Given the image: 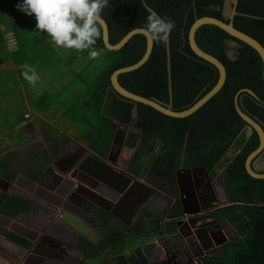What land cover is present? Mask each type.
Returning a JSON list of instances; mask_svg holds the SVG:
<instances>
[{
    "label": "trees",
    "instance_id": "1",
    "mask_svg": "<svg viewBox=\"0 0 264 264\" xmlns=\"http://www.w3.org/2000/svg\"><path fill=\"white\" fill-rule=\"evenodd\" d=\"M227 1L109 0L103 17L109 26L113 45L130 31L142 27L151 12L170 18L175 24L168 43L154 42L149 61L139 70L120 75V84L134 94L172 106L177 112L192 107L213 89L219 78L218 69L198 58L189 46V31L195 21L202 17H213L226 23L232 22L236 29L256 39L264 47V0H238L237 15L233 20L224 16ZM21 14L13 6L8 10L6 6L0 7V26L4 27L0 28V37L12 33L22 52L25 45L21 33L27 34L37 29L35 17L19 20ZM46 34L43 33V36ZM196 42L204 52L223 63L227 80L223 89L194 115L175 119L127 100L112 89V74L143 58L147 46L145 37L134 36L117 52L105 48L102 34L97 41L96 47L103 49V55L97 59L101 62L99 75L88 86L86 100L81 107V110L90 111L91 115H98L97 123L91 125L88 136L91 149L106 157L117 124H131L139 130L140 135L129 170L139 175L148 165L149 183L165 186L171 195L178 197L168 215L170 222L165 225V230L159 228L160 219L143 218L133 233L127 231L112 215L100 210L92 211L103 220L101 233L108 251L116 256L117 264H151L150 259L158 249L157 245L151 243L143 248H129L131 251L126 254V237L138 240L151 233V236L162 241L173 234L175 220L183 215L177 172L204 169L209 172L212 181L222 175L229 205L215 208L213 214L218 222L226 219L238 235L214 257L204 259L203 264H264V179L252 178L245 167L247 157L259 147L260 138L255 130L248 137L249 126L237 113L235 104L236 96L242 90L253 91L257 98L241 93L238 105L264 128V65L254 49L216 26L201 27L196 33ZM77 57L89 58L86 51ZM82 122L85 124L86 121ZM158 146L160 150L157 152ZM232 150L236 154L228 159L227 154ZM10 159L15 161L14 158ZM1 164L3 170L10 172L9 179L13 182L17 174L9 169L10 160L5 159ZM1 177L6 178V174H1ZM37 177L31 180L37 181ZM20 210L30 212V203L16 197H10L8 203L0 200V216L16 217ZM160 232L163 233L161 236ZM8 239L23 247L31 246L16 235H9ZM81 240V246L77 248L83 252L91 249L88 256L96 257V248L85 239Z\"/></svg>",
    "mask_w": 264,
    "mask_h": 264
},
{
    "label": "water",
    "instance_id": "2",
    "mask_svg": "<svg viewBox=\"0 0 264 264\" xmlns=\"http://www.w3.org/2000/svg\"><path fill=\"white\" fill-rule=\"evenodd\" d=\"M234 2L237 5L238 0H234ZM235 15H237L236 10L234 11L231 20H233ZM205 25L216 26L220 28L221 30H223L224 32H226L231 37L239 41H242L243 43L250 46L252 49H254L259 54V56L262 59L263 65H264V47L256 39L236 29L232 22L226 23V22H223L213 17H202L198 19L197 21L193 23V25L190 28L189 36H188L189 46L192 52L198 58L210 63L211 65H213L214 67L218 69L219 78H218L217 84L213 87V89H211L205 96H203L200 100H198L192 107H190L187 110L177 112L172 109V106H165L160 102L134 94L126 90L120 84L119 82L120 75L139 70L149 61L153 53L154 42L151 40L150 37L147 36L146 33L132 30L125 37H123L121 41L113 45L110 42L109 27H108L107 22L105 21V24L102 28V39H103L105 48L109 51H112V52L120 51L136 35L144 36L147 41L146 52L140 61H138L134 65L118 69L112 74L111 86H112L113 91L127 100H130L134 103H140L145 106H148L156 110L157 112L165 116L171 117V118L185 119V118H188L194 115L197 111H199L202 107H204L210 100H212L223 89L226 83V80H227V71L223 63H221V61L217 59L215 56L204 52L198 46L196 42L197 31ZM263 80H264V72H263ZM241 93H247L256 98L257 96L253 91L249 89H244L236 96L235 104H236L237 113L245 122H247L249 126L248 137L251 136L252 130H255L260 138L259 147L255 151H253L246 159L245 167H246L247 173L254 179L263 180L264 171L257 170L255 168V162L257 161V158L260 157L262 153H264V128L258 122H256L251 117L246 115L239 107L238 98ZM86 153L88 154L90 158L89 160H91V162L94 164L93 167L95 168L97 172V174L95 175L91 174L89 171L82 168L79 164V160H76L75 162L71 164V168L69 171L65 173L56 174L55 179H57V181L52 187L45 186L44 184L45 177L47 175L41 174L40 177H37L38 178L37 181H33L30 179V181H32L33 184L35 185L36 189L41 190L42 187L47 189L45 199L43 198L45 203H42L39 199H37L36 196L33 197V194L27 193L26 191L18 187L17 184H12L11 182H8L0 178V182L3 183L4 186H6L3 188V190L6 193L9 192L11 195L30 203V205L32 204L31 207L39 206L41 209H43V211H45V221L46 222L45 224L40 223L42 225L41 231H38L37 228L27 226L21 223L15 217L11 218L12 223L10 222L6 226H4L5 229L9 230V232L17 236H20L24 239H27L33 243V246L29 248H26V247H23V248L26 249V251L29 252L30 254L28 256L29 258L28 260L33 259L35 260L36 264H41L43 260V258H41L42 254L36 250V247L38 246L36 238L39 236V232L41 234L49 236L48 237L49 240H51L54 243H57L66 248H69L71 246L70 243L62 240L61 238L60 239L54 238L50 235L49 230L52 226V221L55 220V217H57V219L60 220L64 225H67L70 227L73 226V228L79 232V235L83 239L88 241L89 243L92 242L91 235L96 236V238L98 239L103 238L94 229L87 230L86 228L87 232L81 231L79 228L73 225V223L69 220V216L67 214L65 215L66 219L60 214L57 216V207L59 208V206L61 205L59 203L63 201L61 200V198H64L65 195H69L71 194V192H73V194L76 193L79 196H82L87 201H89L91 205H94L110 213L116 219L121 220L120 215L118 213L119 207H117V210H115L114 209L115 207L113 206L112 201H110L108 198H105L104 196L96 192V190L89 189L87 184L80 182L76 178L77 173H80L82 176L86 178L94 179L96 182L100 183L101 185H105V187H108L109 189H111L112 191L118 194L119 193L122 194L129 187V190H127L128 192L125 191L123 193L124 200L122 201L121 206L126 205V207L130 208V210H134L136 209V207L142 206L144 210L148 211L149 213L155 215L156 217L160 219L159 228H163L164 230H165V225L168 222H170L168 215L174 203L178 199V197L173 196V195L167 196L162 191L156 190L142 183V181H145V180H142L143 177H145L146 173L149 170L148 165L144 169L143 173L139 175L138 179H140L141 181H138V179H132L121 172H117L115 169L108 166L104 161L100 160L94 154V152H91L88 149H86ZM201 174H205V176L207 177L209 195L211 197V204L208 207L202 208V209L200 208L199 198L197 197L196 190H195V184H197V178ZM177 177H178V185H179V198L181 201V210H182L183 215L182 217H178L175 220V225L173 227L174 233L171 235H168L169 237H165L164 240L166 241L168 238H172L175 236L183 238L186 242H188V246L194 256V260H192L191 263L203 264L204 259L214 257L220 251V249L228 242V239L226 238L225 234L222 231L220 232V236H217L216 234L211 235V233H207V236H209L207 238L201 236V234L198 232L200 231V229L207 231L208 229L207 227H209V225L205 226L203 222L207 218L212 220L213 225L214 224L217 225L219 223L215 219L213 211L215 208H217V206L221 207V205L214 192L213 181L210 179L209 172L206 169L204 170H180L177 172ZM219 177L223 181L222 175H219ZM186 185L191 187L192 191H189L188 188H185ZM19 188L21 190H19ZM79 188H85L87 190H90L94 196H96L97 198L100 197L103 203H99L93 199H89L88 196H84L82 192L80 191L81 189ZM49 192L53 193L54 194L53 196L58 197L59 200L61 201L58 203L56 201H53L47 198ZM228 204H229V199L227 198V206ZM202 211L209 212V215L202 217L201 216ZM47 215L49 217L48 220H47ZM3 219L5 220L1 221L2 223L4 221H7L6 218H3ZM71 219H75V218H71ZM161 219H162V223H161ZM199 222H203V223H199ZM162 234H163L162 232L159 233L160 236ZM73 248L75 247L73 246ZM163 248H164L165 253L168 255L170 251L167 249L166 246H163ZM23 264H25V262Z\"/></svg>",
    "mask_w": 264,
    "mask_h": 264
},
{
    "label": "crops",
    "instance_id": "3",
    "mask_svg": "<svg viewBox=\"0 0 264 264\" xmlns=\"http://www.w3.org/2000/svg\"><path fill=\"white\" fill-rule=\"evenodd\" d=\"M235 10L236 4L235 2H233L232 7L227 13L230 17L229 19L232 18ZM224 16H227L226 9H224ZM0 28L4 29L3 25L0 26ZM0 51L6 52L7 54L6 57H0V74L11 70L14 71L15 69L18 70L19 67H23V65H21L20 63H18V61L14 60L11 57V55L15 52L21 53L12 33L4 34L2 38L0 37ZM24 55L26 56L25 58L27 63H31V65L33 64L35 70H38L40 72L47 71L45 65H37L40 61L38 56L27 57L26 54ZM84 69L85 68L83 67L82 71ZM92 82L93 81H91V83ZM91 83H86L87 85L83 84L78 90H70L73 86L69 83L67 85H62L61 87L53 85L51 89L50 85L46 84V90L49 91L50 89L51 92L49 91L48 94L37 96H35L29 90V94H31L33 97L40 98L36 105L31 103L28 99L24 101V104H21L16 98H9L7 102H5V98H3L2 100L0 99V112H3L5 114L19 109L20 111H22L23 114L22 118L16 124V126H12L11 128H8L6 125L5 128L0 127V133H2V135H0V141L2 140V142L0 143V175L6 174V178H0L11 182V180L9 179L10 172L8 170H3V166L1 164V162L5 159L10 160L11 165L9 166V169L13 172V174L15 173L18 175V178H16L18 187L35 191L36 187L33 182L30 181V179H33L35 176L40 177L41 174L47 175L49 174V170H52L54 172H52V174L50 175L48 182H53L52 176L54 177V175L58 174L59 172L65 173L69 171L72 162L75 161V157L73 155L75 153L76 147H82V149L84 150L85 146L88 147L89 145L88 150L94 152L90 147V142L88 139V136L91 132V126L88 123V117L91 115V113L87 110H85V112H80L81 107L86 100V90ZM5 84L8 87L10 85L9 80H7ZM58 89L59 92H57ZM25 95L28 97L27 93H25ZM45 100L48 101L46 108L43 106ZM74 101H80L82 105L72 106L71 104H68L70 102L73 103ZM27 114L30 115L29 119L25 117ZM82 120L86 121L85 124H83ZM88 126L89 128L85 129ZM81 130H84L86 132V135L83 134L79 137L78 131L82 132ZM159 150L157 149V152ZM234 154H236V151L232 150L229 154V157L231 158ZM33 155H38V160L40 161L39 164L32 165L40 167V169L38 168V170L36 171L30 168L29 165L25 166L24 164H26V162L22 163L23 159H31ZM86 155V157L89 158L88 154ZM10 157L17 160L13 161L10 159ZM102 158L104 157H101L99 155V159L102 160ZM259 159V162H255V168L259 171H264V155ZM42 164H44L43 167H41ZM21 165L23 166L21 167ZM30 172H33L32 175L30 174ZM46 177H48V175ZM214 181L213 189L220 202L221 207L227 206L228 196L223 181L219 176ZM10 197L14 196L11 195L9 192L6 193L3 188L0 187V200H3L4 203H8L10 201ZM70 209L71 211H73L72 213H74V215H76L77 217V219L73 220V223L77 228H79L78 225L81 227L82 222H85L90 225L88 220H83L79 215L76 214V212L72 208ZM31 211H33L36 216H31L30 214H28ZM31 211H24L25 215H19L18 220L27 226L41 229V224H45L46 222L45 211H43V209H41L39 206H32ZM125 214L126 212L121 213V218L122 215ZM0 217L1 221H3L5 220L3 218H9L12 216ZM48 218L49 217L47 215V220ZM90 226L92 227V230L94 229L100 235H102V226H100L99 228L97 227V229L92 225ZM0 227L5 228L4 226ZM54 228L55 227L51 229V234L54 233V235L59 238L64 237L66 233H71L70 236L71 238H73L74 235L72 233L76 232L71 228H67L68 230H65L64 232L60 231L59 227H57L56 230H54ZM9 235L15 234L9 232V230L7 229L0 230V264H20L21 262H25V264H36L35 260H28V256L30 254L26 251V249L23 248V246L13 243L8 239ZM92 237L96 236L93 235ZM169 239L170 238H168L166 242L170 241ZM24 240L29 242L30 245L33 246V243L31 241L27 239ZM57 245H54V248H51V246L44 247V245H42L41 248L43 249V251L47 248L48 250H50V253H52L55 257H58L61 256L60 254L62 253L59 251L60 248L65 249L66 247L61 246L59 244ZM105 247L103 248L104 250L101 251L95 249V251L98 252L96 257H89L87 252H81L76 249L72 250L71 252L73 256L76 257V261H79L80 264H116V256L114 257L112 255V252L108 251L107 245ZM167 249L170 251L169 247ZM101 257L104 258L102 259ZM46 259L47 260H45L41 264H75L74 261H70L68 258H65V260L64 258ZM87 259L92 260L91 263H88ZM158 263L169 264L168 259L165 262H154L151 264Z\"/></svg>",
    "mask_w": 264,
    "mask_h": 264
},
{
    "label": "flooded vegetation",
    "instance_id": "4",
    "mask_svg": "<svg viewBox=\"0 0 264 264\" xmlns=\"http://www.w3.org/2000/svg\"><path fill=\"white\" fill-rule=\"evenodd\" d=\"M231 55H232V53H231ZM253 131L254 130H252V132ZM248 134H249V131H248ZM135 135H138V137H136ZM138 141H139V130L133 128L132 125L117 124V128H116V132L114 134V139H113L111 149H110L108 155L106 157L102 158V160L108 166L115 169L117 172H121V173L125 174L126 176H128L132 179H138L140 174L135 175L131 170H129L131 163H132V159H133V157L137 151ZM88 147H89V145H88ZM88 147L85 146L86 149H88ZM85 148L83 150L82 147H76L75 153L73 156L75 157V161L80 160L79 164L82 168L88 170L91 174L95 175V174H97V172H96L95 168L93 167L94 164L91 162V160H89V158L86 157L87 153H86ZM94 154L99 158V155H97L96 153H94ZM75 161H73V162H75ZM52 172H54V171L49 170V174H47L48 177H45V181H44L45 186L52 187L55 184V182L57 181V179H55V177H56V174H55L54 177L52 176L53 182L52 181L48 182L49 177L52 174ZM0 177H1V175H0ZM16 178H18V175H16ZM16 178L11 183L17 184ZM76 178L80 182L87 184L89 189L96 190V192H98L99 194H101L105 198L114 199L115 204H116V206L114 208L115 210H117L116 207L121 206V196L118 195V193H115L114 191H112L108 187H105V185H101L100 183L96 182L94 179L86 178V177L82 176L80 173L76 174ZM142 180H145V181H142L143 184L148 185L151 188H154L156 190H160L164 194H166L167 196L171 195L170 191H168L165 186H162L160 184L149 183L148 179L144 178V177ZM138 181H141V180L138 179ZM185 188H188L189 191H192V188L187 186V185L185 186ZM21 189L27 191V193L33 194V197L36 196L37 199H39L40 201L42 200L45 203L44 199H45L46 191H47L46 188L42 187V189H41L42 191L38 190V189H35V191H31L30 189H25L22 187H21ZM21 189H19V190H21ZM79 189H81L80 191L82 192V194L84 196H88L89 199H93L99 203H103L102 199L100 197L97 198L96 196H94L90 190H87L85 188H79ZM195 190H196V194H197V197L199 198V202H200L201 206L202 207H208L211 204V197L209 195L208 181H207V177L205 176V174H201L198 176L197 184H195ZM53 195H54L53 193L49 192L47 198H49L50 200L56 201L58 203L61 200H63L59 204H65L64 209L65 208L69 209V207L72 208L76 212L77 215H79L83 220H88L90 225L94 226L96 229H97V227L99 228L100 226H103V220L101 219L99 214H96L92 211L93 210H95V211L100 210V211L105 212V213H108V212H106V211H104V210H102V209H100L94 205H91V203L89 201H87L82 196H79L76 193L73 194V192H71V194H69V195H65L64 198H61V200H59L58 197L53 196ZM18 199H20V198H18ZM20 200H22V199H20ZM36 207H38V206H36ZM217 207H219V206H217ZM221 208H223V207H221ZM31 210H32V207H31ZM133 213H135V214L131 217L130 216L131 213L129 214V212L127 210L126 214L122 215V218H121V215L119 214L121 220L117 219L119 221V223H121L127 231H130L133 233L135 231L134 229H136L137 224L139 223V221H141L140 219L144 218L146 220H149L148 218H151V219H157L158 218L155 215L144 210L142 206L136 207V212H133ZM28 214H30L31 216H36L33 211H31ZM108 214H110V213H108ZM206 214H209V212H206V211L203 212L202 211L201 216L205 217ZM19 215H25L24 211H19V214L17 216H19ZM11 218H13V217L6 218L7 221H4L3 223L0 222L1 223L0 226H6L8 223H10V222L12 223ZM203 222H205V221H203ZM203 222H199V223H203ZM147 223H148V221H146V224ZM227 225L230 226L235 231V229L232 227V225L230 223H228L226 221V219L220 220L219 223L217 224L219 229L220 228L223 229L222 232L225 234L226 238L228 239V242L225 245L234 241L237 238V231H235L236 234H233L234 236L229 237L230 234L227 231V229L225 228ZM78 227L81 229V227L79 225H78ZM145 228H147V226ZM82 231H84V230H82ZM146 231H147V229H146ZM70 234L71 233H66L64 237H61V239L70 243V245L72 247L70 246L69 248H65V249L60 248V250L58 249L59 251L62 252L60 254L61 256H58V257H55L52 253H49V251H47L45 253V260H46V258H48V259L49 258H64V260H65V258H68L70 261H74L75 264H80L79 261H76L77 259H75L76 257L73 256L71 251L74 249H77L78 251H80L78 248H79V246H81V242H82L81 239H83V238L79 234H77L76 232L72 233L74 235L73 238H71ZM150 235H153V234H150ZM150 235H147V237H150ZM101 236L103 237L102 239H98L96 237L91 236L92 242H90L94 246V248H96L97 250H100V251L103 250L104 246L107 245V242H106L104 236L103 235H101ZM161 240L165 241L164 239H161ZM169 240H171V241L164 242L165 244H167L166 246L169 247L170 251H171L168 255L165 254L166 260L168 259V263L169 264H182V263L183 264H193V263H191V261L194 260V256H193L192 251L190 250V248L188 246V242H186L183 238L178 237V236L172 237ZM48 244H49V246H51V248H54V245H57V244H54L50 241L48 242ZM73 246L75 248H73ZM37 251L43 252V249H37ZM89 251H91V249H88L86 251L87 254ZM81 252H83V251H81Z\"/></svg>",
    "mask_w": 264,
    "mask_h": 264
},
{
    "label": "rangeland",
    "instance_id": "5",
    "mask_svg": "<svg viewBox=\"0 0 264 264\" xmlns=\"http://www.w3.org/2000/svg\"><path fill=\"white\" fill-rule=\"evenodd\" d=\"M233 2L234 0H228L225 4L227 19L230 18L227 13L232 7ZM19 3H22V0H0V7L3 8L4 6H6L8 10L10 7L13 6L16 10H18L17 4ZM32 17L34 16H28L22 12L19 20H22V19L27 20L28 18L31 19ZM15 19H17V16H15ZM21 37L24 39L23 42H24L25 48L23 49L21 53L15 52L14 54L11 55V57L14 60L18 61V63H20L21 65H25V64L31 65V63H27L26 58H25L26 56L24 54H26L27 57L28 56H32V57L38 56L40 61L38 62L37 65H45L47 68V71L40 72L36 70V72L39 74L40 79L36 83L35 87L30 85L22 76V71H24L23 67H19L18 70L15 69L14 71L11 70V71L4 72L3 74H0V93H1L0 99L2 100L3 98H5V102H7L9 98H16L21 104H24V101L28 99L31 103L36 105L40 98L33 97L31 94H29L28 92L29 90L35 96L45 95L49 93L53 85L57 87H61L62 85H67L68 83L73 86L70 90H78L83 84L87 85L86 83H91V81H94L99 75L97 72L98 70H100L101 62L97 60L93 62L88 57L86 58L83 57L82 59H79L77 55L80 57L83 52H76L74 50H71V52H68L70 50H67L64 48H57L52 43L51 38L47 34L46 36H43L42 32L32 30V32L27 33V34H25V32H22ZM2 56L6 57L7 56L6 52L0 51V57ZM31 66H33V64ZM83 67L85 69L82 71ZM7 80H9L10 82V85L8 87L5 84ZM46 84L50 85L49 91L46 90ZM57 92H59V89L57 90ZM25 93L28 94V97L25 95ZM47 104H48V101L45 100V102L43 103V106L46 108ZM68 104H71L72 106L82 105L80 101H74L73 103L70 102ZM82 111L85 112V110H80V112ZM22 116H23L22 111H20L19 109H16V111L5 113V114L3 112H0V127L5 128V125L8 128H11L12 126H16V124L20 121ZM97 118H98V115L96 114L90 115L88 117L89 125L91 126L92 124L97 123V120H96ZM88 128L89 126L86 127L85 129H88ZM81 131L82 132L78 131L79 137L82 136L83 134L86 135V132L84 130H81ZM0 135H2V133H0ZM135 136L138 137V135H135ZM1 142L2 140L0 141V143ZM158 148H160V146H158ZM229 154L230 153L227 154L228 159L230 158ZM23 161L22 163L26 162V164H24L25 166L29 165L30 168H32L35 171L38 170V168L40 169V167L32 166V165L39 164L40 161L38 160V155H33L31 159L26 158V159H23ZM259 161L260 159L257 160V162ZM43 165L44 164H42L41 167H43ZM22 166L23 165H21V167ZM32 173L33 172H30L31 175ZM206 215H209V214H206ZM15 218L18 219V216H16ZM204 221H205L204 225L205 226L209 225V227H207L208 228L207 231H204L201 229L200 231H198L201 234V236L207 238L209 237L207 236V233H211V235L216 234L217 236H220V232L223 231V229L221 228L219 229V227L215 224L213 225L212 220L209 218H207ZM161 223H162V219H161ZM0 228H1L0 230L5 229L2 227ZM225 228L230 234L229 237L234 236L233 234H236V232L230 226L227 225ZM150 234L151 233H149L148 235ZM144 235H146L145 232H144ZM126 238H127L126 246L128 247L127 248L128 250H126V254H128L131 251L129 250V248L134 250L135 248H139V247L143 248L144 245L155 243L158 249L155 250V252H153V257L150 259V262L154 263V262H165L166 261V257L164 255L165 251L163 248V246L167 245L164 243L166 241L161 242L159 241L158 237L151 236V235L150 237H147V238L141 237L142 240L141 239L137 240L129 236ZM101 258L103 259L104 257H101ZM91 261L92 260L87 259L88 263H91ZM117 263L118 262H116V264ZM20 264H23V262H21Z\"/></svg>",
    "mask_w": 264,
    "mask_h": 264
},
{
    "label": "clouds",
    "instance_id": "6",
    "mask_svg": "<svg viewBox=\"0 0 264 264\" xmlns=\"http://www.w3.org/2000/svg\"><path fill=\"white\" fill-rule=\"evenodd\" d=\"M108 7L109 0H22L17 4L19 11L35 17L37 31L47 33L57 48L86 51L91 60L103 55V49L96 44L105 24L103 12ZM174 27L170 18L151 12L146 23L134 30L146 33L153 42L166 45ZM23 68L22 76L35 87L39 74L31 65L25 64Z\"/></svg>",
    "mask_w": 264,
    "mask_h": 264
},
{
    "label": "bare ground",
    "instance_id": "7",
    "mask_svg": "<svg viewBox=\"0 0 264 264\" xmlns=\"http://www.w3.org/2000/svg\"><path fill=\"white\" fill-rule=\"evenodd\" d=\"M109 27V26H108ZM110 35V34H109ZM253 119V118H252ZM254 120V119H253ZM0 187L1 188H4L5 186H4V184L3 183H1L0 182ZM127 190H129V187L125 190V191H127ZM124 191V192H125ZM123 192V193H124ZM128 192V191H127ZM126 192V193H127ZM118 194V195H120L121 196V203H122V201L124 200V194ZM110 201H112V203H113V206L115 207L116 206V204H115V201H114V199H110V198H108ZM199 205H200V208L202 209V208H206V207H202L201 206V204H200V202H199ZM64 207H65V204H61L60 206H59V208L57 207V216L60 214V215H62L63 217H65V219H66V214L69 216V220L73 223V220L74 219H71V218H75V219H77V217H76V215H74V213H72L73 211H71V209H70V207H69V209H64ZM122 207V208H121ZM116 209H117V207H116ZM124 210V211H123ZM128 210V212H129V214L131 213V217L135 214V213H133V212H136V209H134V210H130V208H127L126 207V205H122V206H119V208H118V213L119 214H121V213H123V212H126ZM123 211V212H122ZM82 225H81V227H82V230H84L85 232H87V230H92V227L89 225V224H87V223H85V222H82L81 223ZM73 225H74V223H73ZM75 226V225H74ZM85 226V227H84ZM53 227H55L54 228V230H56V228L57 227H59L60 228V231H65V230H68L69 228H71V229H73L74 231H76L77 233H79L77 230H75L74 228H73V226H67V225H64L60 220H58L57 219V217H55V220H53L52 221V226H51V228H50V230H49V233H50V235L52 236V237H54L55 235H54V233L53 234H51V229L53 228ZM68 228V229H67ZM86 228H87V230H86ZM80 229V228H79ZM38 231H41V229H37ZM81 230V229H80ZM81 230V231H82ZM88 233H90V232H88ZM91 236H93V235H91ZM49 236H47V235H44V234H41L40 232H39V236L36 238V241H37V244H38V246L36 247V250L37 249H42L41 248V246L42 245H44V247H46V246H49V244H48V242L50 241V242H52L51 240H49V238H48ZM54 238H58V239H60L59 237H54ZM52 243H54V242H52ZM54 244H57V243H54ZM47 251H49V253H50V250H48L47 248L46 249H44V251L43 252H40V251H38L39 253H41L42 254V257L41 258H43V260H42V262L41 263H43L44 261H45V253L47 252ZM58 251V250H57ZM47 260V259H46Z\"/></svg>",
    "mask_w": 264,
    "mask_h": 264
},
{
    "label": "built area",
    "instance_id": "8",
    "mask_svg": "<svg viewBox=\"0 0 264 264\" xmlns=\"http://www.w3.org/2000/svg\"><path fill=\"white\" fill-rule=\"evenodd\" d=\"M25 117H26L27 119H29V118H30V115H29V114H27Z\"/></svg>",
    "mask_w": 264,
    "mask_h": 264
}]
</instances>
